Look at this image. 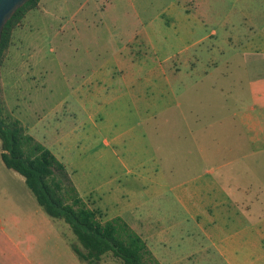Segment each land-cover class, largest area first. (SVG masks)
Instances as JSON below:
<instances>
[{
    "label": "rangeland",
    "instance_id": "obj_1",
    "mask_svg": "<svg viewBox=\"0 0 264 264\" xmlns=\"http://www.w3.org/2000/svg\"><path fill=\"white\" fill-rule=\"evenodd\" d=\"M148 2L146 14L161 7L157 0ZM133 11L130 0H84L69 19H50L45 25L37 11H29L28 18L41 25L38 31H29L28 25L12 31L15 40L21 35L26 42L21 55L27 64L16 73L21 84H0V103L65 164L72 184L99 219L121 216L161 264L244 263L249 255L237 242L232 257L219 247L237 227V218L215 217L216 224L209 226L208 217L195 214L226 205L220 187L237 192L226 184L225 154L210 150L234 143L229 113L237 103L249 102L251 81L264 84V62L244 43L251 35L260 38L253 33L264 32V24H208L217 37L223 35L214 40L217 49L208 71L203 73L199 54L203 40L192 48L196 72L183 74L181 83L165 84L167 74L160 68L175 61V47L183 41L174 38L171 48L163 45V50L137 46L144 26L129 22ZM236 29L245 32L225 40V33ZM135 33L138 43H133L125 78L87 81L99 65L111 64L112 54ZM238 128L243 129L234 132ZM260 154L264 162V150ZM256 177L264 198V170ZM258 216L250 219H263L264 205ZM15 226L33 229L35 238L18 237ZM4 230L14 239L36 243L37 258L48 264H87L70 248L69 242L77 241L69 225L47 215L23 177L0 160V237ZM99 262L122 264L110 253Z\"/></svg>",
    "mask_w": 264,
    "mask_h": 264
},
{
    "label": "crops",
    "instance_id": "obj_2",
    "mask_svg": "<svg viewBox=\"0 0 264 264\" xmlns=\"http://www.w3.org/2000/svg\"><path fill=\"white\" fill-rule=\"evenodd\" d=\"M130 1L134 11L132 12L133 19L131 18L132 20L129 22L144 26L139 30L140 42L138 43L136 39V33L128 36L112 54V63L99 65L87 77V81H93L95 84H101L104 81L118 82L125 78L124 70L133 60V53L131 52L134 49L133 43H138L137 46L142 44L151 51L155 48L163 50L165 47L163 45H167L170 49L171 42L175 38L183 41L182 45L175 47L176 59L174 62H166L165 67H161L160 70L167 74L164 77L165 84L181 83L183 74L190 76L197 70L196 49L192 48L199 41L206 40L200 47L199 53L204 59L202 62L205 65L203 73L208 71V64L212 63L211 57L214 49H217L213 47L214 40L216 38L221 40L223 35L221 33L220 37H217V30L213 27L207 29L208 24L210 26L214 24L233 26L236 23H246L248 28L252 25L264 24V0H157L161 3V7L154 13L147 14L145 12L147 1L150 4L154 0ZM83 3L84 0H38L37 6L26 11L21 24L16 26L13 31L26 25H28L29 31L39 30L41 24L32 22L28 18L29 11H37L39 19L45 25V22L51 23L50 19H69L72 17L74 9ZM102 10L101 8L103 14ZM24 21L26 23L22 24ZM126 21L128 23V15ZM240 32L244 33L245 30L236 29L234 34H232L233 31L226 32L225 40L236 39ZM253 35H258L260 38L252 35L250 41L245 38V46L253 49L249 53L261 58L264 62V32H254ZM261 42H263L262 45ZM24 44L26 42L21 35L15 40L12 34L0 65V84H21L16 73L24 64H27L21 55V48L24 47ZM11 77L13 80L10 79ZM249 88L251 89L249 102H243L242 105L237 103L238 108L229 113L232 135L236 140L233 144L217 150H210V152L225 154L223 164L228 165L230 169L226 171L228 178L226 184H233V190L235 189L237 192L233 193L232 190H225L220 187L226 194L221 204L226 205L220 206V209H214L218 205L208 206L206 209H200L195 215H200L199 219L202 216L208 217L209 222L207 224L209 226L216 224L215 217H236L237 223L235 225L237 227H231L227 238L221 240L219 245L221 253L234 256V249L237 246L233 242H237L238 248H243L249 255L244 263L239 262V264H264V218L250 219L258 216V211L264 205V198L258 193L261 186L256 184V176L260 174V170H264V162L260 156L264 150V84H254L251 81ZM240 126L243 129L238 128L234 132V128ZM236 161L237 164H235ZM234 175L237 177L236 180H233L236 178ZM214 181L212 179V185H216ZM239 190L242 191V194L240 196L235 195ZM230 207H234V209L228 211ZM15 228L18 237L35 238L31 234L33 229H28L27 226L23 228L15 226ZM51 229L52 227L49 228V230ZM2 233L3 237H0V264H48L42 258H37L39 247L36 246V243L29 240L24 241L22 238L14 239L7 230L2 231ZM52 264H54V260ZM68 264L75 263L69 262Z\"/></svg>",
    "mask_w": 264,
    "mask_h": 264
},
{
    "label": "trees",
    "instance_id": "obj_3",
    "mask_svg": "<svg viewBox=\"0 0 264 264\" xmlns=\"http://www.w3.org/2000/svg\"><path fill=\"white\" fill-rule=\"evenodd\" d=\"M38 0L16 7L0 32V65L14 27ZM0 158L19 173L35 201L51 217H61L77 242H69L75 255L87 264H101L110 253L122 264H161L144 239L119 215L100 220L96 209L86 205L72 184L65 164L41 141L25 131L20 120L0 103Z\"/></svg>",
    "mask_w": 264,
    "mask_h": 264
},
{
    "label": "water",
    "instance_id": "obj_4",
    "mask_svg": "<svg viewBox=\"0 0 264 264\" xmlns=\"http://www.w3.org/2000/svg\"><path fill=\"white\" fill-rule=\"evenodd\" d=\"M25 0H0V32L2 25L12 14L16 7L20 6Z\"/></svg>",
    "mask_w": 264,
    "mask_h": 264
}]
</instances>
